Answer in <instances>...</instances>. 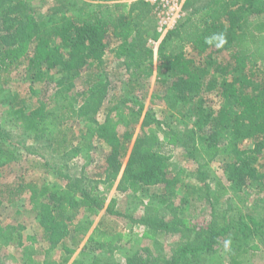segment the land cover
Masks as SVG:
<instances>
[{"label":"trees","instance_id":"obj_1","mask_svg":"<svg viewBox=\"0 0 264 264\" xmlns=\"http://www.w3.org/2000/svg\"><path fill=\"white\" fill-rule=\"evenodd\" d=\"M31 1L0 0V119L16 123L24 135L45 141L57 155L81 157L86 165L94 160V142H104L109 152L97 176L107 182L122 174L135 194L152 186L168 189L172 183L180 184L184 194L179 207H173L168 196L162 197L163 202L171 203L172 214L144 216L142 222L149 229L144 234L112 229L109 218L120 214L114 208L116 200L107 205L94 187L88 189L98 179L87 174L86 166L80 177L65 175L64 184L28 180L25 174L7 181L3 171L20 156L12 149L11 134L0 125V208L28 194L30 211L38 219L43 238L51 248L67 252L59 264L68 262L79 246L81 238L76 233L89 227L85 213L90 217L100 210L104 213L91 231L92 245L133 253H128L124 263L108 257L76 258L72 264H202L204 254H217L222 248L226 264H243L253 242L264 238V217L255 207L247 208L250 187L264 192V22L251 21L252 16L264 13V1L212 0L187 12L159 42L157 77L169 87L163 96L153 98L161 97L167 108L192 120L201 132V146L196 141L186 145L183 153L186 160L198 165L197 182L181 177L182 171L169 177L165 164L171 155L170 140L155 130L133 142L134 124L141 122L145 129L161 122L151 108L145 110L140 99L126 98L103 106L105 55L111 41H118V56L127 69L134 68L128 83L130 95L136 96L140 79L154 72V49L148 41L158 39L159 32L143 21L154 6L145 0H56L60 4L57 15L40 19L35 10L30 11ZM189 5L186 0L184 10ZM217 41L232 51V59L212 62L205 52ZM188 46L196 57L189 56ZM20 71L30 81V93L37 102L33 108L8 87L13 72ZM82 76V91H73L75 78ZM36 83H53L54 92L42 95ZM208 96L220 97L222 103L215 108ZM101 110L104 121L98 118ZM214 161L219 162L229 184L214 176L216 193L207 181ZM218 196L234 201L221 219L214 213ZM202 199L213 210L208 220L188 227L184 222L180 228L179 208L185 210V204ZM76 221L78 226L71 229ZM169 233H182L184 241L164 252L160 238ZM146 240L152 245L144 246L147 254L141 255L136 247ZM24 250L28 262L35 263L39 250L32 245ZM38 264L58 262L45 259Z\"/></svg>","mask_w":264,"mask_h":264},{"label":"rangeland","instance_id":"obj_2","mask_svg":"<svg viewBox=\"0 0 264 264\" xmlns=\"http://www.w3.org/2000/svg\"><path fill=\"white\" fill-rule=\"evenodd\" d=\"M93 1V0H91ZM118 3L128 2L132 3L136 0H111ZM110 1V2H111ZM264 1V0H263ZM191 5L188 6L183 11L182 17H184L187 12H192V9H198L206 6L212 0H188ZM31 7V8H30ZM60 7L59 2L56 0H32L29 2V8L35 10V13L39 15L40 19H49L52 16L57 15L58 8ZM84 10H88L89 6H83ZM184 9V7H183ZM72 11V10H71ZM264 22V13L258 16H252L251 21ZM143 21H148L152 25L156 26V30L159 32V38H149L148 45L152 46L154 49V64L153 73L150 77H143L140 79V84L137 86L135 94L132 96L129 93V82L133 77L131 74L134 72V68L129 70L125 66L124 61L118 56V41H111L110 46L106 52L105 60L106 67L104 70V76L106 82V98L104 101V108L110 105L112 101H120L122 99H134L137 97L144 103L145 110L152 109L153 113L160 123H153L149 127L143 129L141 127V122L133 125L132 129L133 142L142 138L146 131L153 129L155 130L161 138H167L170 140L171 155L169 160L165 164L166 170L169 172V177L171 179L173 176L182 171L181 177H185L187 180L197 182L198 165L193 160H186L183 156L186 145L194 144L196 141L197 145L200 144L201 132H198L192 125V120L183 118L179 113L173 109L166 107L165 102L161 97L166 93V89L169 87V83H161L157 77L158 71V46L162 38L171 30L167 29L165 26L161 25L160 19H158L155 14V10H151ZM173 29V28H172ZM210 55L212 62H226L232 59V51L225 50L222 47L221 42L217 41L205 52ZM189 56L196 57V53L191 50L188 46ZM216 66H214L215 68ZM13 80L9 83L8 87L14 90L17 95L24 97L29 108H33L37 105L35 101V96L30 93V81L27 80L25 74L20 72H13ZM84 77H76L74 82L73 91H82L80 88L83 85ZM36 85L41 88L42 95L45 93L52 95L54 92V84L36 83ZM52 85V86H51ZM51 86V87H50ZM48 90L46 92L45 90ZM47 97H44L46 99ZM208 102L215 108L218 107L222 100L220 97L208 96ZM103 108V109H104ZM112 117V115H111ZM98 118L104 121V112L98 114ZM0 125L11 134L12 141L15 147H12L15 154L19 155V159L11 165H7L3 173L5 174L6 180L12 182L18 178V176L25 174L28 180L32 179L35 181H46L50 183H60L64 184L67 179L65 175L71 177H80L86 166V172L89 175H95L98 181H91L89 183V188H95V192L99 195L105 197V203L112 204L113 200H116L115 209L119 211V215L115 218H109L112 220V229L131 231L134 233L144 234L149 229L142 222V218L147 214L152 216H171V208L168 206V202H163L162 197L168 196L173 207H179L181 204L182 196L184 190L180 184H170L167 186L168 189L162 186L150 187L146 191H140L139 193H133L129 187L122 180V174L118 177L112 179V181H105V178L101 179L97 176V172L100 164L106 161V155L109 152V147L102 141L96 140L94 142V150H92V155L94 160L85 164L84 159L81 157L65 159L53 152L52 148L46 144L45 141L35 139L28 135H24L22 130L16 125V123L0 119ZM76 129H80V125L77 122L75 125ZM195 129V130H194ZM247 144V141L244 142ZM9 146V145H8ZM201 146V144L199 145ZM7 147V146H6ZM128 157L124 159L126 162ZM36 164V166L34 165ZM211 170L210 177L207 181L210 182L212 186V193H216V179L220 178L226 185L228 181L223 174L219 162L214 161L210 164ZM216 176L217 178H215ZM176 186V187H175ZM216 210L215 214H219V219L227 215L226 212L230 205L234 204V201L227 199L226 196H218L215 200ZM211 204L206 202L204 199L200 201L190 202L185 204V210L179 208L178 216L180 217V228L184 227V222H187V227L193 224H200L201 220L207 221L211 216L213 210L211 209ZM255 207L256 212L260 214V217H264V192L258 193L257 187L249 188V200L247 208ZM31 205L29 203L28 194L22 195V197L17 198L13 203H4L0 208V264H35L38 262L42 263L43 260L47 259L48 262H58L59 259H63L66 255V251L61 247L51 248L49 242L45 240L42 236V232L39 228V222L36 216L30 211ZM217 212V213H216ZM104 210H100L98 213L91 214V216H85L84 220L89 226L84 231H79L76 233L78 238H81L80 244L76 251L72 255L71 259L65 264H72L74 259H84L85 261L90 259H107L111 257L112 260H117L121 262H127L128 253L124 248H109V247H98L93 246L90 240V234L92 229L98 223L99 219L103 215ZM264 219V218H263ZM78 222L76 221L71 227H77ZM199 222V223H198ZM91 223V224H90ZM109 223V222H108ZM184 236L182 233H169L161 237L163 243L164 252H169L173 248H177L180 242H183ZM71 237H68L69 243ZM159 239V240H160ZM255 245L245 254L243 264H264V238L261 240H256L253 242ZM29 245L34 246L39 252L34 256V262H28V252L24 249L29 247ZM152 242L147 241L142 245H137L136 249L141 255H146L147 252H143L144 246H151ZM72 246V243L70 244ZM218 251L217 254H204L202 264H226L223 257V250ZM139 254V255H140ZM145 257V256H144ZM223 257V258H222ZM241 258V256H240Z\"/></svg>","mask_w":264,"mask_h":264},{"label":"built area","instance_id":"obj_3","mask_svg":"<svg viewBox=\"0 0 264 264\" xmlns=\"http://www.w3.org/2000/svg\"><path fill=\"white\" fill-rule=\"evenodd\" d=\"M154 6L155 14L167 29L174 28L182 18L186 0H145Z\"/></svg>","mask_w":264,"mask_h":264}]
</instances>
